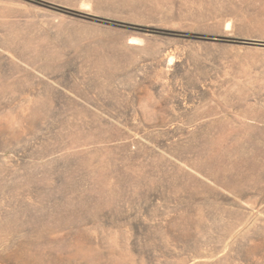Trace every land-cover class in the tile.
Here are the masks:
<instances>
[{"label":"rangeland","instance_id":"rangeland-1","mask_svg":"<svg viewBox=\"0 0 264 264\" xmlns=\"http://www.w3.org/2000/svg\"><path fill=\"white\" fill-rule=\"evenodd\" d=\"M0 264H264V0H0Z\"/></svg>","mask_w":264,"mask_h":264}]
</instances>
